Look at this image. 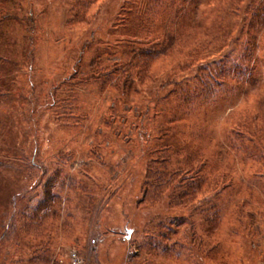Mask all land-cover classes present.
I'll return each instance as SVG.
<instances>
[{
  "label": "rangeland",
  "instance_id": "374dc122",
  "mask_svg": "<svg viewBox=\"0 0 264 264\" xmlns=\"http://www.w3.org/2000/svg\"><path fill=\"white\" fill-rule=\"evenodd\" d=\"M146 2L1 0L0 264H264V55L192 112L166 85L192 79L212 23L237 37L224 57L243 50L249 9ZM167 33L137 91L104 82Z\"/></svg>",
  "mask_w": 264,
  "mask_h": 264
},
{
  "label": "trees",
  "instance_id": "16d2710c",
  "mask_svg": "<svg viewBox=\"0 0 264 264\" xmlns=\"http://www.w3.org/2000/svg\"><path fill=\"white\" fill-rule=\"evenodd\" d=\"M146 1L148 8L152 10H157L163 5L170 8L173 4V0ZM216 1H220L221 3H224V5H230L231 13L238 18L241 17L240 13L242 10L245 11L249 9L247 11L248 19L245 23L246 41L243 44V50L241 49L242 46L238 49V54L235 56L232 54L228 55L229 50H227L224 57L223 52L228 48V46H231V44L233 46L235 44L237 37L235 38L233 36L234 32L231 30L232 27L228 24L219 22L218 26L213 28L212 25L214 23H212L210 26L211 29H209L210 34H205L209 37L207 39L209 43L206 42L209 46L201 45L204 47L205 51L209 53H213V51H219V53L217 54L216 52L211 55L208 53V58L206 56V59L204 60L199 58V53L196 48L190 49L189 51L191 53H188L187 57L185 56L186 51L184 52V59H186L182 63L181 68L183 71L193 70L194 74L192 79H185L183 82L164 83L166 85L173 84L174 88L171 91L172 96L176 102L177 108L182 112H192L200 108L203 103H205L203 99L214 101L224 92L225 86L229 83V81L241 86L237 82H242V78H249V76H244L246 74L248 75V72L250 71L249 69L253 65L255 57L264 55V0ZM239 22L240 21H237L238 24ZM139 29L145 31L144 28ZM180 37L181 35H172L167 33V35L164 34L158 38L156 36H152V42L143 44L140 47H135V42L129 44L131 58L127 60V62L115 64L111 67H104L99 73L102 77H106L104 81L105 83H112L124 92L137 91L139 86L142 87L140 83L142 71L143 75H145L147 69L152 66L153 62L158 60L163 55L170 53L171 49H173L177 42L181 43L179 41ZM198 38L200 41V36H198ZM189 39L191 41L195 40L194 37H190ZM183 42H185V39ZM178 46H181V44ZM202 46H200L201 50ZM217 55H219V59H217ZM190 57L193 61H190ZM202 60H204V62H200ZM246 60L251 61L248 68H246V62H244ZM234 127L235 128L231 129V132L239 135L241 147L247 149L250 146V142L255 144L256 147H259L257 143L260 142L251 139L249 134L246 135L243 132L246 130L244 122L242 124L238 123L237 126ZM246 132H248V129ZM248 133H251L252 135L255 134L253 132ZM259 140L261 141L262 139Z\"/></svg>",
  "mask_w": 264,
  "mask_h": 264
}]
</instances>
